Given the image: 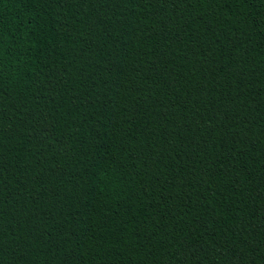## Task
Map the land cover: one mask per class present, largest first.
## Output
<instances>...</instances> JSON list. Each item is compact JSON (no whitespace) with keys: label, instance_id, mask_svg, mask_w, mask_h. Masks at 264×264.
Instances as JSON below:
<instances>
[{"label":"trees","instance_id":"1","mask_svg":"<svg viewBox=\"0 0 264 264\" xmlns=\"http://www.w3.org/2000/svg\"><path fill=\"white\" fill-rule=\"evenodd\" d=\"M0 264H264V0H0Z\"/></svg>","mask_w":264,"mask_h":264}]
</instances>
